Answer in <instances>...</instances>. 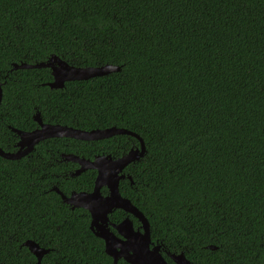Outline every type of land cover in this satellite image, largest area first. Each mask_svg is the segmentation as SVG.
I'll use <instances>...</instances> for the list:
<instances>
[{
  "label": "trees",
  "instance_id": "trees-1",
  "mask_svg": "<svg viewBox=\"0 0 264 264\" xmlns=\"http://www.w3.org/2000/svg\"><path fill=\"white\" fill-rule=\"evenodd\" d=\"M52 55L119 71L50 89V69H12ZM0 85L5 152L17 149L13 129L38 127L36 113L142 140L119 192L168 263L183 252L193 264H264V0H0ZM139 146L126 134L50 138L0 157V264H112L89 213L53 190L89 192L96 172L70 177L76 164L60 155L118 158ZM27 240L48 250L40 263Z\"/></svg>",
  "mask_w": 264,
  "mask_h": 264
},
{
  "label": "water",
  "instance_id": "water-1",
  "mask_svg": "<svg viewBox=\"0 0 264 264\" xmlns=\"http://www.w3.org/2000/svg\"><path fill=\"white\" fill-rule=\"evenodd\" d=\"M48 68L52 81L46 85L50 89H62L66 81L86 80L95 76H103L119 71L118 66L102 65L98 67H73L64 60L52 55L46 62L36 64H13L12 69ZM1 100V85H0ZM33 120L38 127L24 132L13 131L18 135L16 151L5 152L0 148V157L7 160H17L34 149V146L43 140L50 138H71L81 141H96L114 135H132L139 141V148L130 149L126 154L112 158L110 155H98L92 160L78 158L72 154H61L64 161L75 162L79 167L70 174V177L79 175L85 170H94L96 176L92 190L71 191L68 196L64 195L57 187L53 190L61 197V201L71 209L81 208L90 216L89 229L95 237L104 243V252L112 259V264L123 260L128 264H193L184 256L183 252L169 255L172 263H168L161 254V246L151 242L149 224L144 215L131 202L121 196L119 182L125 178L130 179L123 172L124 168L139 160L143 156L144 146L142 140L125 129L109 127L84 131L60 124L43 123L36 113ZM105 187L107 193L101 194L100 190ZM114 210H121L125 216L120 222H110L109 215ZM129 215L139 222L138 229L133 226ZM29 252L40 263L41 258L48 252L31 240L23 243ZM209 250H215L214 246H207Z\"/></svg>",
  "mask_w": 264,
  "mask_h": 264
},
{
  "label": "flooded vegetation",
  "instance_id": "flooded-vegetation-1",
  "mask_svg": "<svg viewBox=\"0 0 264 264\" xmlns=\"http://www.w3.org/2000/svg\"><path fill=\"white\" fill-rule=\"evenodd\" d=\"M33 130H34V129H33ZM72 155H74V154H72ZM60 156H61V155H60ZM75 156H76V155H75ZM77 157H78V158H83V157H79V156H77ZM83 159H86V158H83ZM62 160H63V159H62ZM87 160H90V159H87ZM63 161H64V160H63ZM65 162H70V161H65ZM72 163H75V162H72ZM75 164H76V167H75L74 171L79 167V165H78L77 163H75ZM74 171H73V172H74ZM85 171H86V170H85ZM85 171H84V172H85ZM73 172H70V174L73 173ZM82 173H83V172H82ZM122 173H123V172H122ZM80 174H81V173H80ZM76 176H78V175H76ZM73 177H74V176H73ZM55 187H56V186H55ZM126 216H127V215H126ZM129 216H130V215H129ZM133 226H134V225H133ZM138 227H139V225H138ZM138 227H134V228H135V229H138ZM166 254H167L168 257H169V255H171V254H173V253L170 254V253L167 252ZM169 259H170V258H169ZM171 263H172V261H171Z\"/></svg>",
  "mask_w": 264,
  "mask_h": 264
}]
</instances>
